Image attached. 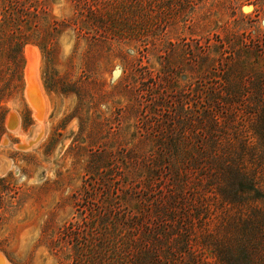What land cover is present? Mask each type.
Listing matches in <instances>:
<instances>
[{"label":"rangeland","instance_id":"374dc122","mask_svg":"<svg viewBox=\"0 0 264 264\" xmlns=\"http://www.w3.org/2000/svg\"><path fill=\"white\" fill-rule=\"evenodd\" d=\"M263 86L264 0H0V257L222 264L244 210L202 166L258 152Z\"/></svg>","mask_w":264,"mask_h":264},{"label":"trees","instance_id":"16d2710c","mask_svg":"<svg viewBox=\"0 0 264 264\" xmlns=\"http://www.w3.org/2000/svg\"><path fill=\"white\" fill-rule=\"evenodd\" d=\"M249 113L256 119L254 134L258 152L250 153L247 143L236 155L231 151L217 152L219 149L215 146L202 166V170L212 171L208 178L213 181L215 194L224 203L244 210L241 211L244 216L248 215L241 216L239 236L227 242L223 251L215 250L222 264H264V210L255 205L258 201L264 203V86ZM191 242L190 238L184 241L182 252L192 253Z\"/></svg>","mask_w":264,"mask_h":264},{"label":"bare ground","instance_id":"6f19581e","mask_svg":"<svg viewBox=\"0 0 264 264\" xmlns=\"http://www.w3.org/2000/svg\"><path fill=\"white\" fill-rule=\"evenodd\" d=\"M28 57L31 60V54L28 53ZM26 83H27V87H26V93L29 96L31 89H33L32 94H31V99H32V104L34 107V111H35V115L34 117L41 122V120L45 117V115L47 114V104H46V100H44V98L42 97V95L38 92V82L36 83L35 79L32 77L31 75V66H27L26 68ZM40 89V86H39ZM41 91V90H40ZM10 121L7 122V126L9 128H12V122L14 123L15 121L12 119V115L10 116ZM8 119V120H9ZM16 127V126H15ZM32 145L34 143H36V140L31 141ZM31 146V145H30ZM0 172H3L4 170H6L9 167V162H7L6 159H0ZM0 264H9L8 261L3 258L0 257Z\"/></svg>","mask_w":264,"mask_h":264}]
</instances>
